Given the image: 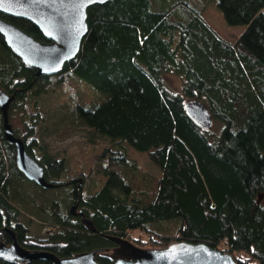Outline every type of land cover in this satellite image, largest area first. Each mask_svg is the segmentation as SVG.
<instances>
[{
  "label": "trees",
  "instance_id": "1",
  "mask_svg": "<svg viewBox=\"0 0 264 264\" xmlns=\"http://www.w3.org/2000/svg\"><path fill=\"white\" fill-rule=\"evenodd\" d=\"M210 1L228 24L245 30L222 36L205 16ZM0 16L47 41L30 20ZM87 21L78 54L52 74H37L0 35V88L14 95L9 121L21 118L24 131L13 126L15 134L55 183L43 188L18 169L0 108V242L13 241L9 228L28 249L60 257L98 249L103 264L113 263L108 251L117 243L110 236L145 248L207 243L240 264H264V0H109L89 6ZM170 73L182 79L179 91L165 83ZM57 86L71 89V120L107 139L103 159L124 163L120 146L128 143L159 174L110 167L92 191L81 189L82 172L63 180L66 158L42 148L40 138L59 105ZM188 101L207 106L211 128L192 118ZM59 128L65 135L69 123ZM23 182L43 191L68 185L65 201L37 205L54 218L53 231L37 239L25 220ZM0 264L54 263L0 257Z\"/></svg>",
  "mask_w": 264,
  "mask_h": 264
},
{
  "label": "water",
  "instance_id": "2",
  "mask_svg": "<svg viewBox=\"0 0 264 264\" xmlns=\"http://www.w3.org/2000/svg\"><path fill=\"white\" fill-rule=\"evenodd\" d=\"M109 0H0V11L30 20L37 25L47 41L35 38L31 33L0 16V35L22 61L37 69V74L61 72L64 65L79 52L88 32V8L95 3ZM14 95L0 88V108L4 116V136L15 146L16 165L28 179L43 188L55 185L45 177L43 165L32 156L24 140L17 136L9 121L8 108ZM192 118L201 126L211 128L213 117L200 101L186 102ZM11 243L0 242V257L17 263L36 258L49 259L54 264H103L97 259L98 249L60 257L53 252L28 249L17 240L15 233ZM117 246L109 255L111 264H240L235 257L207 243H172L162 248H143L124 237L110 236Z\"/></svg>",
  "mask_w": 264,
  "mask_h": 264
},
{
  "label": "rangeland",
  "instance_id": "3",
  "mask_svg": "<svg viewBox=\"0 0 264 264\" xmlns=\"http://www.w3.org/2000/svg\"><path fill=\"white\" fill-rule=\"evenodd\" d=\"M208 3L205 16L209 23L222 36L233 39L245 30V24H228L221 10L212 3V1ZM163 79L172 89L179 91L182 87V79L175 74H164ZM70 90L71 89L67 86L61 90H59L58 86L55 87L54 94L57 97V100H55L59 102V105L45 121L44 129L40 133V138L43 143L42 148L56 156H64L66 158L68 170L63 180H71L73 177L78 176V172H82L83 175H85V180L82 183L81 189L83 191H92L100 183L98 176L101 175L102 171L108 168L110 169V167H115L116 169H121L123 167L135 170V172L159 174V168L148 158L146 153L133 149L128 143H123L121 144L122 146H120L127 154V160H123L124 163L118 164L113 162V164H110L112 161L108 162L103 159L104 156H100L99 153L102 146L106 145L107 139L81 123L71 120L72 116L70 115L72 114L70 113L69 105L65 102L69 96ZM83 92V95L87 96V94H89L88 90ZM79 94H81V92ZM55 100L50 99L48 102L49 104H53ZM64 121L69 123V128L62 137L59 135L61 131L59 126L62 125ZM12 122L13 126L19 129V132L24 131V124L20 117L14 118ZM22 187L26 190V194L30 200L29 206L25 210L30 217L28 220L25 219L30 230V235L35 239L40 236H45L48 232L53 231H49V229L52 227L51 223H54V218L48 215L47 212H41L40 209L37 210V205L41 202H50L56 197L65 201V199H67L66 191L68 185L47 191H43L38 188V186L28 182H23ZM31 201H34V203ZM47 204L50 205L51 203ZM139 246L145 248L142 245ZM146 248L149 247L146 246ZM111 252H113V250H111Z\"/></svg>",
  "mask_w": 264,
  "mask_h": 264
},
{
  "label": "flooded vegetation",
  "instance_id": "4",
  "mask_svg": "<svg viewBox=\"0 0 264 264\" xmlns=\"http://www.w3.org/2000/svg\"><path fill=\"white\" fill-rule=\"evenodd\" d=\"M114 247H112L111 249H109V252H111V250H113Z\"/></svg>",
  "mask_w": 264,
  "mask_h": 264
}]
</instances>
